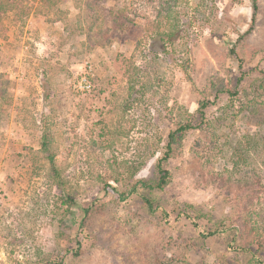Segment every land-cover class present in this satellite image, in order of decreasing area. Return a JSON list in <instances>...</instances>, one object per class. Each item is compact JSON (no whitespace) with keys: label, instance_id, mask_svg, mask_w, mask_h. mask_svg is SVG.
<instances>
[{"label":"rangeland","instance_id":"1","mask_svg":"<svg viewBox=\"0 0 264 264\" xmlns=\"http://www.w3.org/2000/svg\"><path fill=\"white\" fill-rule=\"evenodd\" d=\"M251 2L24 0L26 16H3L0 264L62 257L65 264H164V256L172 264H247L221 238L201 239L180 217L187 205L203 212L219 205L212 178L229 175L230 146L259 129V118L239 113L241 96L210 98L203 134L177 139L166 163L169 182L154 194L155 212L135 196L120 202L103 192L100 178L126 177L141 163L137 176L151 177L168 133L195 112L203 90L218 79L233 87L239 70L264 71L262 50L249 49L264 46V0L254 15ZM251 25L249 48L236 45L245 60L239 69L228 50ZM174 47L187 49V74ZM83 77L90 87L81 90ZM43 130L51 135L62 187L52 183L40 150ZM254 159L253 168L264 172V151ZM83 219L89 237L71 256ZM168 243L172 250L160 248Z\"/></svg>","mask_w":264,"mask_h":264},{"label":"trees","instance_id":"2","mask_svg":"<svg viewBox=\"0 0 264 264\" xmlns=\"http://www.w3.org/2000/svg\"><path fill=\"white\" fill-rule=\"evenodd\" d=\"M24 0H0V24L2 18L7 13H15L17 19L21 15L26 16L28 11L23 5ZM35 1V0H32ZM253 15L257 10V0H251ZM254 22V17L252 18ZM160 28V24L157 25ZM253 25L245 32H237V40L235 45L231 46L228 54L238 63V68L243 67V58L239 57L236 45H241L244 51L249 48L246 44V37L252 31ZM169 37L173 36L170 32ZM251 53L255 55L262 50L264 55V46L258 48H249ZM173 52L178 54L177 64L181 71L188 73L191 61L187 56V49L176 50ZM179 57V58H178ZM257 71L259 76H252V72ZM249 81L248 85L242 86L244 81ZM206 90L201 92L202 98L198 107L193 114L187 116L184 124H179L176 129L168 133L166 142L162 148V156L157 158L154 164L153 174L151 177H138V171L142 167H128L126 177L117 178L115 176L108 178H100L102 190L105 193H113L118 201L125 202L131 197H137L141 203L151 213L159 209V205L154 199V194L162 192L167 186L170 173L166 167L167 160L172 156L177 148V139L181 140L183 136L190 132L202 133L208 127L207 109L213 100L219 99V95H228L230 99H236L238 96L239 113H246L250 118L257 117L260 119L259 129L252 135L243 136L236 140L234 145L229 148V161L231 163V171L227 176L220 174L212 181L216 185L214 194L216 195L218 206L212 207L207 212L202 210H194L193 205H187L186 210L190 209L191 214L186 210L180 212V217H184V221L190 225L197 235L203 239L221 238L226 250L237 256L242 255L246 258L247 264H264V172L253 168L251 160L260 155L264 151V71H258L257 68L251 71L239 70V76L235 85L229 86L221 81L215 80ZM243 110V112H242ZM214 134L211 136L213 137ZM52 138L50 133L43 130L40 139V150L46 155L49 161L50 177L52 183L60 187L63 181L60 172L54 166V151L51 147ZM110 182H113L111 184ZM84 216L90 215V208L84 207ZM164 219L168 218L167 212H161ZM168 220V219H167ZM77 223V231L74 241L75 247L70 251L71 256H79L83 241L89 237L84 219ZM167 223H170L168 221ZM161 249H171L170 243L160 246ZM175 259V258H172ZM164 264H172L170 258L164 256ZM51 264H65L64 258H59ZM178 264H189L182 259ZM223 264H233L224 262Z\"/></svg>","mask_w":264,"mask_h":264},{"label":"built area","instance_id":"3","mask_svg":"<svg viewBox=\"0 0 264 264\" xmlns=\"http://www.w3.org/2000/svg\"><path fill=\"white\" fill-rule=\"evenodd\" d=\"M78 87L81 90L88 89L90 87L85 77L81 78V81L79 82Z\"/></svg>","mask_w":264,"mask_h":264}]
</instances>
